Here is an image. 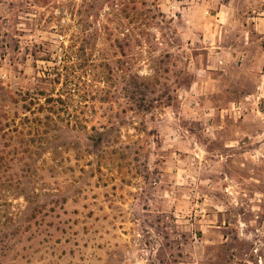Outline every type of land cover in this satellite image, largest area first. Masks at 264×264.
Instances as JSON below:
<instances>
[{
    "label": "rangeland",
    "instance_id": "rangeland-1",
    "mask_svg": "<svg viewBox=\"0 0 264 264\" xmlns=\"http://www.w3.org/2000/svg\"><path fill=\"white\" fill-rule=\"evenodd\" d=\"M83 1L0 0V109L50 93ZM117 1L88 3L100 67L0 186V264H264V0Z\"/></svg>",
    "mask_w": 264,
    "mask_h": 264
},
{
    "label": "trees",
    "instance_id": "trees-1",
    "mask_svg": "<svg viewBox=\"0 0 264 264\" xmlns=\"http://www.w3.org/2000/svg\"><path fill=\"white\" fill-rule=\"evenodd\" d=\"M90 1L84 0L82 5L73 4V27L76 28L77 25V29L74 28L70 44L67 47L63 45L57 50V57L54 60L51 56L42 58L55 64L54 68L44 73V77L39 80V84L51 87L50 93L39 86L38 93L26 94L19 98L14 92L3 88L8 100L0 109V186H3L9 178H13V174L17 175L15 170L18 166L30 164L29 161L35 160L51 148V130L57 124L56 119L63 120L59 115L60 111L69 110L77 97L83 98L81 96L82 77L93 72L94 68L100 67L94 60L92 51L102 30L95 28L92 31L91 23L83 19L87 9L92 6L88 5ZM100 1L102 0H93L92 8H97ZM107 1L106 3H110L115 8L113 16L116 20V8L119 7L120 1ZM120 5L123 3L120 2ZM148 13L151 15L140 12L136 14L138 16L136 18L139 20V17H143L145 21L158 19L157 10L148 11ZM104 30L109 32L107 26H104ZM43 47L42 44L41 49ZM46 50H40V52L43 53ZM155 72L154 77L145 78L136 74L135 79L147 87L159 78V72L157 70ZM86 84L85 87H88L87 82ZM87 89L85 88L84 93ZM111 93L112 91H108V94ZM168 98L172 99L170 95ZM145 111H149V108ZM38 138L43 141L37 140Z\"/></svg>",
    "mask_w": 264,
    "mask_h": 264
}]
</instances>
